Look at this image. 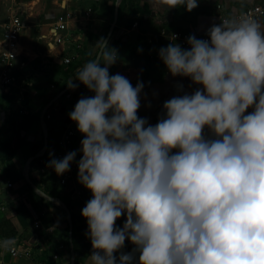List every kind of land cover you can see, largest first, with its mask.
I'll list each match as a JSON object with an SVG mask.
<instances>
[{
  "label": "clouds",
  "instance_id": "1",
  "mask_svg": "<svg viewBox=\"0 0 264 264\" xmlns=\"http://www.w3.org/2000/svg\"><path fill=\"white\" fill-rule=\"evenodd\" d=\"M161 4L192 11L198 0ZM207 35L159 50L173 76L203 88L164 102L154 126L137 115L143 83L109 74L117 53L104 38L76 73L95 93L69 113L84 134L78 180L93 193L82 209L91 264H133L137 252L138 264H264V30L241 17ZM76 155L48 166L62 175ZM126 239L136 247L117 261Z\"/></svg>",
  "mask_w": 264,
  "mask_h": 264
},
{
  "label": "crops",
  "instance_id": "2",
  "mask_svg": "<svg viewBox=\"0 0 264 264\" xmlns=\"http://www.w3.org/2000/svg\"><path fill=\"white\" fill-rule=\"evenodd\" d=\"M263 1L198 0V6L187 11L186 4L162 6L161 0H126L124 3L120 0L119 4H114L115 0H23L12 10L21 13L26 25L20 34L15 82L7 90L0 89V137H11L8 160L0 147V224L4 220L8 222L0 226L2 264H71L69 218L56 199L63 201L71 212L77 264H91L93 247L86 235L89 227L82 209L93 193L79 182V168L71 169L70 164V170L58 175L54 168L48 166L52 159H58L59 152L76 151L75 159L79 161L82 158L83 153L79 150L84 134L78 130L77 122L71 120L69 113L82 96L95 95L86 85L81 83L66 91L47 110L45 121L47 118L52 123L49 126L46 121L48 133L50 130L49 144L45 154L31 162V180L46 194L49 195L47 190L52 191L55 198L48 200L41 196L27 182L24 171L27 160L44 146L42 110L66 88L65 85L74 80V73L97 57L100 50L97 41L106 39L114 23L116 7L117 22L107 43L116 51L117 59L110 66L109 74L123 75L133 87L138 82L143 83L137 115L154 126L166 114L164 102L176 96L191 95L203 88L189 77L171 74L160 58L159 50L173 43L161 32L183 31L198 37L207 34L223 14L233 16L251 4ZM66 12L72 14L68 29L64 32L67 40L64 44H58L50 31L59 16ZM6 20L0 22V43ZM257 22L264 30V18ZM68 57L71 62L65 63L64 59ZM77 64L73 72L71 67ZM253 110L250 107L245 115ZM48 113H51L50 118L47 117ZM36 114L40 115L39 119H36ZM9 118L17 121L15 132L13 128L1 130L8 125ZM69 127L76 131V136L72 145L64 148L59 145V140ZM204 135L213 138L207 126ZM172 151L175 153L178 149ZM41 164L47 168L44 174L40 172ZM47 174L53 179L43 181ZM65 176L66 182L62 184L61 179ZM8 180L13 183L12 187L7 186ZM126 219L125 212L116 223L122 228ZM37 220L39 227L35 226ZM5 241L13 243L5 246ZM10 245L27 248L30 255L14 257L9 250ZM135 247L126 239L123 248L114 253L117 261L121 253H131ZM54 255L58 258L55 259ZM138 261L137 252L133 264H138Z\"/></svg>",
  "mask_w": 264,
  "mask_h": 264
},
{
  "label": "built area",
  "instance_id": "3",
  "mask_svg": "<svg viewBox=\"0 0 264 264\" xmlns=\"http://www.w3.org/2000/svg\"><path fill=\"white\" fill-rule=\"evenodd\" d=\"M221 8V5L218 6ZM247 17L253 20L258 21L259 19L264 18V1L259 3H254L245 8L240 13H237L233 16L223 14L220 19L217 21L215 25H219L222 23V20L232 19V18H241ZM72 19L71 12L63 13L56 20L55 25L51 29V37L58 44H64L66 42V36L64 32L68 29L69 21ZM25 20L22 18L21 13L12 12V14L8 17V19L3 24V37L0 43V89L7 90L10 88L12 84L15 82L14 71L17 67V59L20 55V34L25 27ZM161 35L167 36L169 41L172 43L179 44L181 47L190 48V45L187 43V39L191 34L183 31H173L169 34L166 33L165 30L161 32ZM197 39H210L207 34H203L201 36L196 37ZM65 63H70L71 58H65ZM104 66V64H103ZM110 69V67H109ZM47 117H51V113L47 114ZM76 136V131L73 128H67L64 132L63 136L59 140V145L67 148L72 145L73 139ZM69 152H59L58 159H63ZM71 169L78 168V161L75 159L71 162ZM40 172L46 173L47 168L44 165H40ZM67 176L61 179V183L64 184L66 182ZM7 186L12 187L13 183L11 181H7ZM1 193V187H0ZM1 205V200H0ZM35 226L39 227L40 222L35 221ZM116 226L118 224L116 223ZM133 244V243H132ZM9 250L14 257H19L21 255H30L27 248L20 249L18 246H9ZM55 259L58 258L57 255L53 256Z\"/></svg>",
  "mask_w": 264,
  "mask_h": 264
},
{
  "label": "water",
  "instance_id": "4",
  "mask_svg": "<svg viewBox=\"0 0 264 264\" xmlns=\"http://www.w3.org/2000/svg\"><path fill=\"white\" fill-rule=\"evenodd\" d=\"M117 17H118V6L116 7V10H115V19H114V23L113 25L111 26L109 32H108V35L106 37V41L108 42L112 32H113V29H114V25L115 23L117 22ZM100 54V50L98 52V55ZM97 55V56H98ZM82 82L81 81H76L74 82L75 85H79L81 84ZM72 88H70L69 86H67L65 89H63L53 100H51L45 107L44 109L42 110L41 112V124L44 128V146L43 148L35 155V156H32L30 157L27 162H26V167H25V171H24V174H25V178L27 180V182L41 195L43 196L44 198L48 199V200H53V198L51 196H49L48 194H46L44 191H42L32 180H31V177H30V166H31V162L32 160L38 158V157H42L46 150H47V147H48V144H49V133H48V129H47V126H46V121H45V114L47 112V110L50 108V106L53 104L54 101H56L63 93H65L66 91L70 90ZM56 201L58 202L59 205H61L64 210L67 212V215H68V218H69V224H70V247H71V255H72V261H71V264H75V257H76V253H75V249H74V242H73V229H72V226H73V221H72V217H71V212L69 210V208L67 207V205L61 201L60 199H56Z\"/></svg>",
  "mask_w": 264,
  "mask_h": 264
},
{
  "label": "trees",
  "instance_id": "5",
  "mask_svg": "<svg viewBox=\"0 0 264 264\" xmlns=\"http://www.w3.org/2000/svg\"><path fill=\"white\" fill-rule=\"evenodd\" d=\"M124 2H126V0H123V3ZM120 12V11H119ZM96 57H94V58H92L91 60H94ZM90 60V61H91ZM77 66H78V64L77 65H74L73 67H71V70L74 72L76 69H77ZM77 73V72H76ZM76 73H74V80L72 81V82H75V81H78V79H75V76H76ZM68 86V84L67 85H65L64 86V88L65 87H67ZM35 117H36V119H39V117H40V115L39 114H36L35 115ZM46 121H47V123H48V125L49 126H52V123H50V120L49 119H47L46 118ZM15 122H17L16 120H13L12 118H9V123H8V125L7 126H5V127H3L1 130H9V129H11V128H13L14 130H13V132H15V125H16V123ZM50 129V128H49ZM49 133H50V130H49ZM10 140H11V137H8V138H3V137H0V147L2 148V150L4 151V154H5V158H6V160H8L10 157V154H9V152H8V150H9V148H10V145H9V143H10ZM39 159H42V158H39ZM50 174H47V175H45L46 176V178L45 179H43V181H47L48 179H53L52 178V176L50 177L49 176ZM48 191V193H49V195H51V197H53V198H55V194L52 192V191H50V190H47ZM47 203H51L50 201H47ZM8 222H7V220H4L1 224H0V226L2 227V226H4V225H6ZM75 250H76V247H75ZM77 256H76V259H75V264H77Z\"/></svg>",
  "mask_w": 264,
  "mask_h": 264
},
{
  "label": "rangeland",
  "instance_id": "6",
  "mask_svg": "<svg viewBox=\"0 0 264 264\" xmlns=\"http://www.w3.org/2000/svg\"><path fill=\"white\" fill-rule=\"evenodd\" d=\"M22 2L23 0H0V22L8 19V17L12 14V10L21 5ZM1 250L2 249L0 247V251ZM0 264H2L1 261Z\"/></svg>",
  "mask_w": 264,
  "mask_h": 264
}]
</instances>
